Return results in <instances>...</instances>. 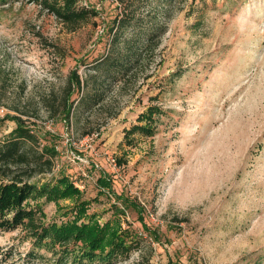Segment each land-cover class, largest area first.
I'll use <instances>...</instances> for the list:
<instances>
[{
	"label": "rangeland",
	"instance_id": "rangeland-1",
	"mask_svg": "<svg viewBox=\"0 0 264 264\" xmlns=\"http://www.w3.org/2000/svg\"><path fill=\"white\" fill-rule=\"evenodd\" d=\"M82 2L100 15L69 31L35 1L0 0V138L15 129L13 117L23 118L40 147L58 152L40 176L65 171L102 224L118 200L100 193L101 174L142 204L153 239L118 264H264V0L164 3L168 29L154 57L143 53L125 81L102 85L94 108L81 106L88 87L76 88L68 120L61 108L68 78L74 71L84 79L108 52L106 29L119 12L117 0ZM150 104L164 109L156 133L127 144L125 129ZM73 204L69 197L44 204L46 222L72 218ZM123 218L143 232L133 208ZM0 242L14 250L0 264H28L24 230ZM41 254L33 264H54L51 252Z\"/></svg>",
	"mask_w": 264,
	"mask_h": 264
},
{
	"label": "trees",
	"instance_id": "trees-1",
	"mask_svg": "<svg viewBox=\"0 0 264 264\" xmlns=\"http://www.w3.org/2000/svg\"><path fill=\"white\" fill-rule=\"evenodd\" d=\"M32 1L55 14L69 31H76L100 15L96 7L82 0ZM155 1L159 4L152 6ZM172 1L117 0L119 12L106 29L111 34L108 52L97 58L92 72H87L84 79L74 71L68 78V97L61 103L66 119L70 120L72 116L73 102L70 99L76 88L88 87L80 101L81 106L94 108L104 100L99 90L102 85L110 81H125L130 73L137 70L143 53L154 57L161 44V36L168 29L160 16V9L164 3ZM173 75L178 74L170 77ZM158 95L160 92L151 99L157 100ZM163 113L160 104H150L139 113L136 123L125 129L124 141L133 145L136 135L153 136L158 118ZM13 119L16 121L15 129L5 138H0V237L7 232L24 230L32 240V248L27 253L28 264L44 257L41 254L43 249L51 252L54 264H118L142 250L147 238L153 236L145 221L142 204L117 194L112 190L111 178L101 174L97 180L100 193L108 189L118 201L112 206V217L100 223L97 215L87 212L90 201L65 171L48 179L40 176L52 171L58 152L54 146L44 144L40 147L39 132L27 125L23 118ZM91 133L85 132V135ZM118 164L122 165V159ZM62 197L74 201L70 208L72 218L46 222L44 204ZM127 208L137 212L143 232L129 223L124 226L126 220L123 215ZM154 239H158L157 236ZM13 251L0 242V261H9ZM133 264H144V258Z\"/></svg>",
	"mask_w": 264,
	"mask_h": 264
}]
</instances>
